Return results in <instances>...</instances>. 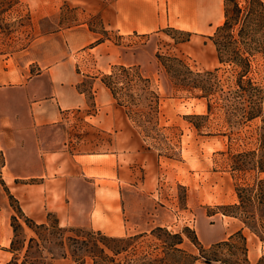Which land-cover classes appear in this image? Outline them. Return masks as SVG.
Returning a JSON list of instances; mask_svg holds the SVG:
<instances>
[{
	"label": "rangeland",
	"instance_id": "1",
	"mask_svg": "<svg viewBox=\"0 0 264 264\" xmlns=\"http://www.w3.org/2000/svg\"><path fill=\"white\" fill-rule=\"evenodd\" d=\"M113 1L0 0V49L13 57L22 78L34 75L41 66L51 65L66 53L73 60L69 71L75 69L80 74H86L77 85L86 93L87 105L82 110L74 109L66 120L42 131L40 149L43 151L49 143L52 149H64L72 154L103 153L108 150L111 133L99 127L91 116L96 111L94 93L98 91L102 78L112 74L117 66L137 67L145 77L151 79L152 88L161 96L160 127H167L163 132L172 137L175 155L167 156L153 139H144L122 107L123 119L132 130V133H127V138L131 141L133 157L127 168L131 170L118 168L117 177L125 191L122 194V213L129 231L124 235L107 234H146L138 242L144 251L133 257L136 260L133 264H145V259L151 258V255L146 256L147 251L154 254L151 259L157 258L152 264H163L160 259L163 256L162 240H167V237L163 233L157 237L152 235L151 230L156 227L181 233L184 238L178 247L185 250L186 258L174 256L168 257V260H178L176 264H190L189 255L192 254L198 257L194 264H222L205 262L200 257L198 247L205 251L212 249L214 244L234 235L239 230L237 226L242 229L247 248L258 256L253 258L250 255L249 263L264 264V242L243 227L238 218L224 215L220 207L236 201L235 183L242 181L235 178L231 171L230 153L251 146L237 139L236 133L246 135L261 122L256 120L238 130L227 127L223 117L216 114L206 120L196 118V115L206 113L204 99L176 96L171 78L158 58V54L178 56L196 71L221 66L210 36L223 22V0H197L194 6L189 0V9L186 6L188 0H171L170 8V0H159V11L163 14L168 12L171 22L143 35H122L106 29L101 11ZM262 2L264 6V0ZM188 14L196 16L195 22L201 18L206 20L204 26L207 32L202 33L196 23H189ZM183 32H190V40L180 41L187 37ZM107 38L120 45L121 58L127 63L116 64L107 74L100 75L95 58L87 56L86 52L92 45ZM251 75L264 83V64L260 57L253 61ZM16 96L14 94L13 98ZM193 122L200 126L199 129L195 128ZM24 123L22 121L21 125ZM19 132L12 129V135L6 136L4 132L0 138L4 141L0 149V264H7L12 256L7 249L13 236L12 216H20L18 205L26 216L33 219L28 207L40 205L43 215L35 216L36 221L53 213L62 225L97 230L92 226L90 214L96 185L89 183L88 179H75L73 190L66 194L51 193L50 209L43 207V198L32 200L28 186L24 185L34 179L15 176L39 172L40 162L29 160L32 146L28 144V137L19 136ZM101 175L108 178L107 174ZM67 202L76 207H68ZM194 236L199 244L192 241ZM239 240L234 235L230 242L238 244ZM230 249L221 246L218 254L230 261L243 258L240 252L233 256ZM85 264L94 263L89 260Z\"/></svg>",
	"mask_w": 264,
	"mask_h": 264
},
{
	"label": "trees",
	"instance_id": "2",
	"mask_svg": "<svg viewBox=\"0 0 264 264\" xmlns=\"http://www.w3.org/2000/svg\"><path fill=\"white\" fill-rule=\"evenodd\" d=\"M223 16V22L210 36L221 66L196 71L178 56L158 54V58L171 78L176 96L204 99L206 113L196 118L206 120L216 114L223 117L227 127L238 130L256 120L261 122L246 135L236 133L237 139L251 146L230 153L231 171L242 181L235 183L236 201L220 207L224 215L238 218L243 227L264 242V83L251 75L256 57L264 64L263 2L223 0ZM183 33L187 37L180 41L190 40V32ZM116 68L112 74L105 75L102 82L144 139H153L167 156H174L173 139L163 132L167 127H160L161 96L152 88L151 79L137 67L119 65ZM193 125L197 129L200 127L194 122ZM17 210L20 216H12L13 236L7 249L12 256L7 264H85L89 260L94 264H133L136 262L133 257L144 251L138 245L139 239L146 236L144 233L110 236L100 230L62 225L53 213H49L45 221L37 222L26 216L20 205ZM161 233L167 237L162 240L161 262L176 264L178 260H168V257L186 258L185 250L178 247L184 241L182 234L163 227L151 230L155 237ZM234 235L240 239L238 244L230 242ZM234 235L214 244L208 251L199 246L200 257L207 263L250 264L242 229ZM193 239L199 244L195 236ZM224 245L231 248L233 256L240 252L243 258L230 261L221 257L218 249ZM147 255L152 258L154 254L147 251ZM151 258H146L145 264L157 259ZM189 259L190 264H194L198 257L190 254Z\"/></svg>",
	"mask_w": 264,
	"mask_h": 264
},
{
	"label": "crops",
	"instance_id": "3",
	"mask_svg": "<svg viewBox=\"0 0 264 264\" xmlns=\"http://www.w3.org/2000/svg\"><path fill=\"white\" fill-rule=\"evenodd\" d=\"M70 1L78 3L83 0ZM171 3L173 1L170 0L169 8ZM196 3L197 0H192L191 4L194 6ZM158 5L159 0H114L101 11V15L108 30L118 31L122 35H143L171 22L168 12H160ZM186 6L190 8L189 0ZM187 17L189 23H196L202 33L207 32L204 26L206 20L201 18L195 22L196 16L191 17L188 14ZM121 54L120 45L109 38L92 45L86 52L87 56L95 58L100 75L107 74L116 64H126ZM72 63V57L66 53L62 59L51 65L41 66L34 75L22 78L21 70L16 67L13 57L0 49V138L4 132L6 136L12 135V129L20 131L17 133L19 136L28 137V144L32 146L29 160L40 162V169L39 172L31 171L27 176L15 177L34 179L24 185L28 186L32 200L43 198V207L50 209L51 193L66 194L73 190L75 179L83 177L96 185L95 198L90 207L92 226L106 234L124 235L129 231L122 213V194L125 191L117 172L122 167L131 170L127 169L130 167V158L133 157L127 133H132V130L123 119L122 107L116 104L111 90L100 77L97 78L101 81L99 89L94 93L96 111L91 116L96 119L99 127L111 133L109 149L103 153L72 154L64 149H52L49 143L43 151L39 147L43 138L42 131L66 120L74 109L82 110L87 105L86 93L77 85L86 74H80L75 69L70 72L68 68ZM13 93L17 95L15 98ZM15 107L18 108L13 109ZM22 121L25 122L23 125ZM3 144L4 141L0 139V149ZM102 173L107 174L108 178L101 175ZM67 205L70 208L76 207L71 206L70 202ZM28 211L34 219L35 216L43 215L40 205H32L28 207ZM45 220L46 217L37 221ZM236 228L240 229L237 226ZM250 255L253 258L258 257L256 252L247 248L249 260Z\"/></svg>",
	"mask_w": 264,
	"mask_h": 264
}]
</instances>
